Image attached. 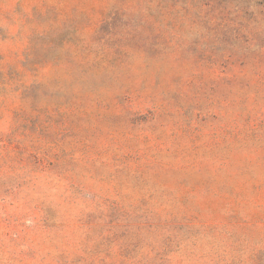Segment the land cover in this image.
I'll return each mask as SVG.
<instances>
[{"label": "rangeland", "instance_id": "obj_1", "mask_svg": "<svg viewBox=\"0 0 264 264\" xmlns=\"http://www.w3.org/2000/svg\"><path fill=\"white\" fill-rule=\"evenodd\" d=\"M0 264H264V0H0Z\"/></svg>", "mask_w": 264, "mask_h": 264}]
</instances>
